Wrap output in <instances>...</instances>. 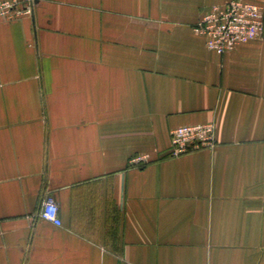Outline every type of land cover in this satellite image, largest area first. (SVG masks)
Masks as SVG:
<instances>
[{
  "label": "crops",
  "instance_id": "obj_1",
  "mask_svg": "<svg viewBox=\"0 0 264 264\" xmlns=\"http://www.w3.org/2000/svg\"><path fill=\"white\" fill-rule=\"evenodd\" d=\"M32 1L0 19V264H264V35L207 48L231 0ZM195 125L216 147L172 158Z\"/></svg>",
  "mask_w": 264,
  "mask_h": 264
},
{
  "label": "built area",
  "instance_id": "obj_2",
  "mask_svg": "<svg viewBox=\"0 0 264 264\" xmlns=\"http://www.w3.org/2000/svg\"><path fill=\"white\" fill-rule=\"evenodd\" d=\"M33 1L0 0V19L16 20L31 14ZM195 31L205 37L209 50L224 54L241 44L261 39L264 35L263 7L242 0H231L223 6L213 7L197 24ZM170 156L177 158L190 152L216 147L214 125L182 126L170 133ZM144 157L134 159L141 163ZM40 219L61 226L59 208L53 197L47 196L41 203Z\"/></svg>",
  "mask_w": 264,
  "mask_h": 264
},
{
  "label": "rangeland",
  "instance_id": "obj_3",
  "mask_svg": "<svg viewBox=\"0 0 264 264\" xmlns=\"http://www.w3.org/2000/svg\"><path fill=\"white\" fill-rule=\"evenodd\" d=\"M4 1V0H3Z\"/></svg>",
  "mask_w": 264,
  "mask_h": 264
}]
</instances>
